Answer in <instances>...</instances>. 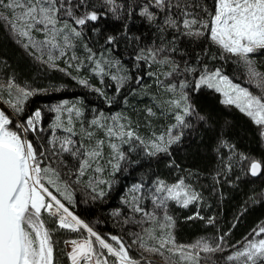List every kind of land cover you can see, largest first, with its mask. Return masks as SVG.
Returning <instances> with one entry per match:
<instances>
[{
	"label": "snow or ice",
	"instance_id": "snow-or-ice-1",
	"mask_svg": "<svg viewBox=\"0 0 264 264\" xmlns=\"http://www.w3.org/2000/svg\"><path fill=\"white\" fill-rule=\"evenodd\" d=\"M109 15L117 20L139 16L159 33L161 43L140 48L135 60L144 61L149 68L158 66L147 75L155 78L167 99L157 97L155 106L174 123L145 140L130 117L100 112L85 121L82 107L65 101L49 109L55 118L45 141L41 110L24 116L25 104L36 90L15 78L0 79V264H60L57 245L61 243L68 249L63 252L68 264H264V222L252 230L251 238L232 245L234 250L226 255L217 256L226 252L229 233L191 244L177 242L169 202L188 208L201 200L184 178L171 184L158 179L146 193L142 192L144 183L132 186L131 198L123 202L133 215L126 216L123 223L135 224L141 231L129 232L130 242L118 235L105 238L68 207L74 200L73 184H80L89 173L85 187L91 198L106 195L100 187L110 185L101 178L104 165L113 173L120 170L127 160L123 145L131 150L138 143L149 157L170 156L172 146L184 139L185 130L195 127L188 119L196 115L191 95L202 88L221 94L223 105L234 106L250 118L264 140V72L258 67V58L264 57V0H212L211 7L206 0H0V28L6 27L14 42L35 60L66 74L67 69L59 68L58 62L63 59L72 68L76 61L77 72L85 67L75 54L77 42L83 40L85 30L98 31L94 26ZM169 35L171 39H167ZM182 38L206 41L209 47L203 55L211 60L234 59L246 70L247 83L256 91L235 83L221 68H210L199 54L194 63L177 62L173 54L184 55L179 48ZM116 39L109 35L106 43L113 45ZM82 46L88 53L86 60L94 65V74L103 77L109 75L106 68L118 67L95 59L96 53L87 43ZM212 46L217 53L211 52ZM111 79L122 87L131 77L111 75ZM142 80L138 76L135 82L142 84ZM78 83L88 86L86 79ZM94 91L106 95L100 88ZM146 113L157 116L152 107ZM197 119L203 121L204 117L197 115ZM30 136L40 143L35 144ZM105 146L110 149L107 158ZM239 162L247 165L252 177L264 174L261 160L239 154ZM227 168L231 170V163ZM145 200L152 204V211L144 206ZM113 216L120 217L121 212L117 210ZM188 219L204 217L197 211ZM208 223H214V218L209 217ZM58 231L77 236L57 241ZM134 248L138 255L133 254Z\"/></svg>",
	"mask_w": 264,
	"mask_h": 264
},
{
	"label": "trees",
	"instance_id": "trees-1",
	"mask_svg": "<svg viewBox=\"0 0 264 264\" xmlns=\"http://www.w3.org/2000/svg\"><path fill=\"white\" fill-rule=\"evenodd\" d=\"M120 2L131 3L132 0ZM206 3L211 7L212 0H206ZM94 27L98 31L85 30L83 40L77 42L75 49V54L84 61L85 67L77 72L76 61L72 62V68H68L63 59L58 62L59 68L67 69V74L35 60L14 42L6 27L0 28V79L6 81L15 78L17 83L36 90L25 104L24 116L32 114L36 109L41 110L45 141L50 138L48 129L55 118V113L49 109L65 101L70 105L81 106L85 121H90L100 112L105 116L121 113L130 117L133 126L139 125V135L149 140L154 132L159 134L174 123L170 115H160L155 106L157 97L167 99L157 88L155 78L147 75L149 71H157L158 66L149 68L144 61L135 60L140 48L159 45L160 35L154 26L139 16L117 20L109 15ZM109 35L117 38L115 44L106 43ZM167 39H171V36ZM84 43L96 53L95 59L117 64L118 67L106 68L109 75L103 77L94 74V65L86 60L88 53L82 46ZM208 47L204 40L190 42L182 38L179 48L184 55H173L183 65L184 60L194 63L199 54L210 68H221L235 83L256 91L253 85L247 83L246 70L238 66L234 59L211 60L204 56L203 51ZM217 51L214 46L211 47L212 53ZM258 67L264 72V57L258 58ZM111 75H126L131 79L119 87ZM138 76H143L142 84L135 82ZM79 79H86L88 86L80 85ZM96 88L102 89L106 95L101 96L94 91ZM191 99L196 115L188 119L195 127L191 131L185 130L184 139L180 144L172 146L170 156L161 154L149 157L138 143L132 145L131 150L129 145H123L127 160L121 163L120 170L113 173L109 166L104 165L106 170L101 178L110 181V185L100 187L106 195L95 200L91 198L90 191L85 187L92 175L89 173L80 184H73L74 200L68 204L70 211L105 238L109 234L118 235L125 242H130L128 233L141 231L135 224L123 223L126 216L133 215L123 202L131 198L132 186L144 183L142 192L146 193L158 179L171 184L184 178L186 183L200 193L201 200L188 208L169 202L168 214L175 219L174 235L178 243L191 244L201 238L213 240L229 233L225 236L226 252L217 254L221 256L234 250L232 245L242 244L245 237L251 238L249 234L252 230L264 222V174L257 177L248 174L247 165L239 162V154L264 162V140L250 118L234 106L223 105L220 102L222 95L214 90L202 88L192 94ZM149 107L157 111V116H147L146 109ZM197 115L203 116L204 120H198ZM58 134L63 135L62 132ZM29 138L37 145L40 143L34 137ZM104 152L107 158L110 149L105 146ZM229 163L232 165L230 171L227 168ZM144 206L148 211L153 210L149 200L144 201ZM117 210L121 212L120 217L113 216ZM197 211L204 219H188ZM209 217L214 218V223H208ZM76 236V233L58 231L55 239L61 241ZM66 251L62 243L57 245L60 264H68L63 255ZM133 254L138 255L135 248Z\"/></svg>",
	"mask_w": 264,
	"mask_h": 264
},
{
	"label": "rangeland",
	"instance_id": "rangeland-1",
	"mask_svg": "<svg viewBox=\"0 0 264 264\" xmlns=\"http://www.w3.org/2000/svg\"><path fill=\"white\" fill-rule=\"evenodd\" d=\"M66 250H68V249H66Z\"/></svg>",
	"mask_w": 264,
	"mask_h": 264
}]
</instances>
